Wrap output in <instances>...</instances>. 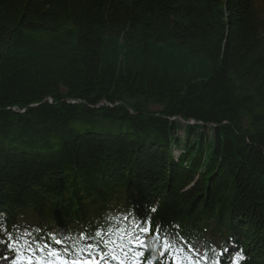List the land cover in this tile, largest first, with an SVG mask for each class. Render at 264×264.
<instances>
[{
	"label": "trees",
	"instance_id": "16d2710c",
	"mask_svg": "<svg viewBox=\"0 0 264 264\" xmlns=\"http://www.w3.org/2000/svg\"><path fill=\"white\" fill-rule=\"evenodd\" d=\"M29 252L264 264V0H0V258Z\"/></svg>",
	"mask_w": 264,
	"mask_h": 264
},
{
	"label": "rangeland",
	"instance_id": "374dc122",
	"mask_svg": "<svg viewBox=\"0 0 264 264\" xmlns=\"http://www.w3.org/2000/svg\"><path fill=\"white\" fill-rule=\"evenodd\" d=\"M118 52V58H123V56H125V52H124V48L121 46H119V48L117 49ZM120 61V60H119ZM48 101L50 102V100L48 99ZM181 123V126L184 127V124L186 122L184 121H179ZM192 123V121H191ZM208 135H210V131L208 130L207 132ZM178 135L181 136L180 138L183 137L184 135V129H180L178 131ZM51 259H47L44 260L41 258V256L39 257L38 255H36L35 253H31L29 252L27 255H24L23 257L19 256L16 258L15 264H62V263H54L53 261H50ZM0 264H12V262L9 260L8 258L5 257H1L0 258Z\"/></svg>",
	"mask_w": 264,
	"mask_h": 264
},
{
	"label": "snow or ice",
	"instance_id": "6c2138e0",
	"mask_svg": "<svg viewBox=\"0 0 264 264\" xmlns=\"http://www.w3.org/2000/svg\"><path fill=\"white\" fill-rule=\"evenodd\" d=\"M148 230L149 229H145V231H148ZM10 250L16 251V249H13V248H10ZM53 255H55V254L53 253ZM13 264H15V261L13 262ZM62 264H67V262L66 261H62ZM73 264H76V262L73 261ZM91 264H98V261L93 260V261H91Z\"/></svg>",
	"mask_w": 264,
	"mask_h": 264
},
{
	"label": "bare ground",
	"instance_id": "6f19581e",
	"mask_svg": "<svg viewBox=\"0 0 264 264\" xmlns=\"http://www.w3.org/2000/svg\"><path fill=\"white\" fill-rule=\"evenodd\" d=\"M8 257V256H7Z\"/></svg>",
	"mask_w": 264,
	"mask_h": 264
}]
</instances>
